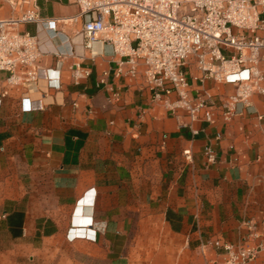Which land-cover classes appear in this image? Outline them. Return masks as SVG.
<instances>
[{
  "label": "crops",
  "instance_id": "crops-1",
  "mask_svg": "<svg viewBox=\"0 0 264 264\" xmlns=\"http://www.w3.org/2000/svg\"><path fill=\"white\" fill-rule=\"evenodd\" d=\"M11 1L0 0V18L19 13ZM31 1L43 20L21 29L40 39L38 81L0 94V264H215L214 240L264 234V95L226 120L220 105L234 85L200 81L190 57L192 94L217 105L214 123H195L193 135L140 77L113 75L108 44L88 58L81 18L63 21L78 13L75 0ZM75 62L91 65L80 84L68 76ZM248 264H264V251Z\"/></svg>",
  "mask_w": 264,
  "mask_h": 264
},
{
  "label": "built area",
  "instance_id": "built-area-1",
  "mask_svg": "<svg viewBox=\"0 0 264 264\" xmlns=\"http://www.w3.org/2000/svg\"><path fill=\"white\" fill-rule=\"evenodd\" d=\"M19 13L0 18V72L5 73L0 94L11 89L26 90L38 81L43 54L36 33L22 30L25 24L42 22L34 2L14 0ZM78 13L63 19L81 18L79 33L88 58H94L96 42L110 46L115 62L112 72L123 81L140 77L153 103L161 104L173 116L182 113V123L193 135L197 122L212 124L217 105L204 92L194 96L184 67L190 57L201 71L200 81L231 83L232 95L221 103L229 120L235 106H250L254 94L264 95V71L260 68L264 49V0H75ZM55 30V22L48 23ZM69 80L80 84L91 75V65L79 62L67 68ZM107 72L99 83L105 84ZM52 81V79H50ZM54 86V85H51ZM56 87L59 82H56ZM120 92L109 88L108 101ZM263 117V115H260ZM219 138V135H217ZM208 163L216 161L210 145L204 147ZM191 159L190 149H184ZM256 238L259 240L255 241ZM221 259L215 264H248L264 251V234L252 232L239 243L216 239Z\"/></svg>",
  "mask_w": 264,
  "mask_h": 264
}]
</instances>
